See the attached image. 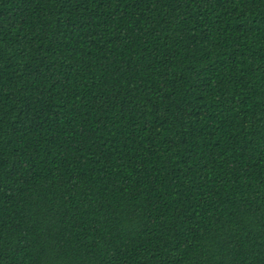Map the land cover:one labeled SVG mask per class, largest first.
Wrapping results in <instances>:
<instances>
[{"label": "trees", "instance_id": "trees-1", "mask_svg": "<svg viewBox=\"0 0 264 264\" xmlns=\"http://www.w3.org/2000/svg\"><path fill=\"white\" fill-rule=\"evenodd\" d=\"M0 264H264V0H0Z\"/></svg>", "mask_w": 264, "mask_h": 264}]
</instances>
